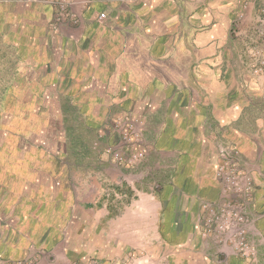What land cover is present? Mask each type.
<instances>
[{"label":"crops","instance_id":"0c3cea01","mask_svg":"<svg viewBox=\"0 0 264 264\" xmlns=\"http://www.w3.org/2000/svg\"><path fill=\"white\" fill-rule=\"evenodd\" d=\"M56 1L0 0V70L11 72L5 73L10 82L0 85H19L26 94L36 86L53 88L52 98H80L82 126L92 130L108 118L94 111L104 98H122L114 106L120 110L137 104L149 153L133 169L117 167L102 153L108 138L92 134L94 158L86 159L82 142V157L68 154L65 185L52 193L50 177L41 173L53 161L21 158L13 139L8 145L16 160L0 161V215L33 216L32 222L19 218V229L39 237L57 229L50 215L63 205L70 216L76 208L82 214L101 208L112 216L115 207L105 203L110 198L142 200L148 209L165 192L214 197V181L198 159L219 140L249 155L260 152L264 168V74L254 72L264 60V0H76L60 23ZM19 102L4 98L0 115L27 107L35 113L34 103ZM32 116L24 127L5 130L25 133L41 119ZM259 183L257 211L264 216V180ZM259 225L264 232V217ZM7 232L0 235L2 255L18 258L34 245ZM237 261L247 264L229 259Z\"/></svg>","mask_w":264,"mask_h":264},{"label":"rangeland","instance_id":"374dc122","mask_svg":"<svg viewBox=\"0 0 264 264\" xmlns=\"http://www.w3.org/2000/svg\"><path fill=\"white\" fill-rule=\"evenodd\" d=\"M57 2L56 22L60 23L66 20L67 14L71 16L70 8L76 0H69V6L64 7ZM241 17L239 13L237 23ZM261 68H264V60L254 66V72L264 74ZM5 73L11 72L0 70V84L10 82L5 79ZM29 73L33 75L34 72L29 70ZM23 88L14 84L0 85V108L4 98H18V102L22 101L20 104L35 105L33 114L27 112L32 109L27 107L16 108L13 114L3 117L0 115V161L4 160L3 157L16 160L15 153L23 159L37 156L39 160H52L51 167H42L46 172L40 171L50 177L52 184L49 182L48 188L52 193L65 185L63 178L68 154L82 157V142L86 144V159L94 158L92 134L108 138L102 153L117 167L133 169L149 153L144 136L145 126L144 123L141 125L143 119L137 111V104L135 108L120 110L114 106L122 98H104L109 104L105 106L104 102L94 111L101 110L102 116L108 118L93 131L82 126L83 104L80 98L71 100L64 95L52 98L50 90L53 91V88L39 86L26 94V88ZM90 105L94 106L91 102ZM144 106L146 103L141 105L142 112ZM32 115H39L41 119H36L38 124L30 126L33 128L26 126L29 129L25 133L13 135L6 131L18 124L24 127L23 122L27 124ZM45 115L48 117L45 118ZM13 139L18 143L15 147H19L15 153L8 145ZM3 145L7 148L3 149ZM69 146H73L71 151H68ZM95 146L98 147L99 143L95 142ZM214 147L204 151L198 159L200 166L211 174L214 181V197H193L184 191L165 192L163 198H156L153 207L148 206V209L138 203L142 200L110 198L105 203L115 207V215L112 216L101 208L90 213L85 211V214H82V209L76 208L70 216L65 214L63 205L50 215L51 223L57 229L41 232L39 237L33 231L19 229V218L25 220L27 217L32 222L33 216L19 217L12 210L2 212L0 235L9 230V238L27 236L34 245L18 258L0 254V264H8L9 261L15 264H230L231 258L244 260L247 264H260L259 251L264 244V232L259 225L264 216L257 211L259 181L264 180V168L258 159L260 152H251L255 154L252 158V154L249 155L236 143L221 140ZM2 171L1 167L0 175H3ZM22 172L24 170H20V174ZM1 188L2 194L6 193L3 185ZM63 201L64 197L59 199V203L64 204Z\"/></svg>","mask_w":264,"mask_h":264},{"label":"built area","instance_id":"2783aa9c","mask_svg":"<svg viewBox=\"0 0 264 264\" xmlns=\"http://www.w3.org/2000/svg\"><path fill=\"white\" fill-rule=\"evenodd\" d=\"M68 4H70L69 0H58V2H57V5H59L60 7L61 6L64 7L65 5L69 6ZM263 69L261 68V70H263ZM8 264H15V263L12 261H9Z\"/></svg>","mask_w":264,"mask_h":264}]
</instances>
